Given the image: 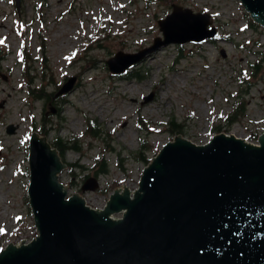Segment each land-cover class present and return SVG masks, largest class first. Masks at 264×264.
<instances>
[{
  "label": "rangeland",
  "instance_id": "1",
  "mask_svg": "<svg viewBox=\"0 0 264 264\" xmlns=\"http://www.w3.org/2000/svg\"><path fill=\"white\" fill-rule=\"evenodd\" d=\"M173 5L210 14L216 37L161 46L126 71L137 69L139 78L110 72L106 60L117 51L163 38L158 20ZM250 20L239 0H0V249L37 234L27 196L33 131H47L51 145L76 139L81 150L63 152L59 180L67 196L79 194L96 209L118 186L137 187L145 167L138 151L151 159L177 134L195 144L220 132L257 143L264 69L249 85L243 80L264 50V26ZM71 76L70 92L50 101L33 96L55 95ZM240 101L244 114L231 122ZM88 119L99 123V137L87 134ZM171 120L181 133L169 130ZM99 158L108 171L93 178ZM89 178L99 187L81 191Z\"/></svg>",
  "mask_w": 264,
  "mask_h": 264
},
{
  "label": "water",
  "instance_id": "2",
  "mask_svg": "<svg viewBox=\"0 0 264 264\" xmlns=\"http://www.w3.org/2000/svg\"><path fill=\"white\" fill-rule=\"evenodd\" d=\"M239 1L264 26V0ZM212 22L207 12L173 5L158 20L163 38L117 51L107 67L122 74L161 46L212 39ZM75 81L67 78L53 97ZM66 167L46 136L31 132L27 196L37 234L7 243L0 264H264V132L257 143L220 132L195 144L177 134L145 165L135 189L118 186L99 209L67 196L59 180ZM98 187L89 178L81 191Z\"/></svg>",
  "mask_w": 264,
  "mask_h": 264
},
{
  "label": "trees",
  "instance_id": "3",
  "mask_svg": "<svg viewBox=\"0 0 264 264\" xmlns=\"http://www.w3.org/2000/svg\"><path fill=\"white\" fill-rule=\"evenodd\" d=\"M249 24L252 28H256L257 25L254 24V22H252L251 20L249 21ZM260 56L257 57L255 59V61H253L252 63L249 64L250 67V73L248 74V78L244 79L243 82L248 83L249 85V78H253V77H260L259 72H262L264 69V50L259 51ZM127 73V77L128 78H133V77H138V71L137 69H131L129 70ZM121 77H126L125 74L120 75ZM30 94H33L30 91ZM54 94L52 92L47 93V94H34L33 96L38 98V99H43V100H51V97ZM238 108L235 109V114L233 115L232 119L230 120L235 121L237 119L238 115H243L244 114V110L242 107V102H238ZM240 111V112H238ZM238 114V115H237ZM34 122V121H33ZM169 125H171L172 127L169 129L171 132H175V133H181L179 127L175 126V123L171 120L169 122ZM33 128H35V125H33ZM216 131H218L216 129ZM102 133L101 127L99 125V123L96 122L95 119H88L87 120V134L90 135L91 137L95 138V137H99ZM40 134L42 135H46L47 131H40ZM253 138H256V135L253 136ZM54 147L57 148V150L60 152V155L62 157V154L65 150L71 149V150H75V151H79L81 150V147L79 145H77L76 143V139H70V140H66L63 141L60 138H57L53 141L52 144ZM140 147L143 149L145 147V141H141ZM155 154V153H154ZM137 156L138 158L142 159L145 163V165L149 162V158L145 157L144 154H142V151H138L137 152ZM71 166V165H70ZM73 167H78L77 165H73ZM93 170V178L97 177L99 174H105L108 171V167L106 162L102 159L99 158L96 160V163L94 164V167L92 168Z\"/></svg>",
  "mask_w": 264,
  "mask_h": 264
},
{
  "label": "snow or ice",
  "instance_id": "4",
  "mask_svg": "<svg viewBox=\"0 0 264 264\" xmlns=\"http://www.w3.org/2000/svg\"><path fill=\"white\" fill-rule=\"evenodd\" d=\"M3 43V40H0V44H2Z\"/></svg>",
  "mask_w": 264,
  "mask_h": 264
},
{
  "label": "bare ground",
  "instance_id": "5",
  "mask_svg": "<svg viewBox=\"0 0 264 264\" xmlns=\"http://www.w3.org/2000/svg\"><path fill=\"white\" fill-rule=\"evenodd\" d=\"M182 137V136H181ZM46 139H47V137H46ZM48 140V139H47Z\"/></svg>",
  "mask_w": 264,
  "mask_h": 264
}]
</instances>
